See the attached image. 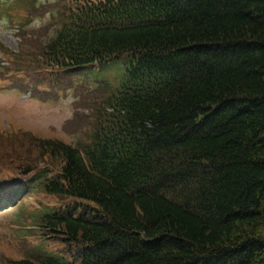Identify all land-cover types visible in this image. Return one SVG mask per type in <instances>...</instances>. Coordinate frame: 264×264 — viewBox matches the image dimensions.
I'll use <instances>...</instances> for the list:
<instances>
[{"label": "trees", "instance_id": "16d2710c", "mask_svg": "<svg viewBox=\"0 0 264 264\" xmlns=\"http://www.w3.org/2000/svg\"><path fill=\"white\" fill-rule=\"evenodd\" d=\"M65 1L38 69L125 70L64 124L76 144L0 145L44 168L39 241L1 264H264V0Z\"/></svg>", "mask_w": 264, "mask_h": 264}, {"label": "rangeland", "instance_id": "374dc122", "mask_svg": "<svg viewBox=\"0 0 264 264\" xmlns=\"http://www.w3.org/2000/svg\"><path fill=\"white\" fill-rule=\"evenodd\" d=\"M4 1L5 5L16 3L12 0ZM68 1L64 2V6ZM35 2L38 6L45 4L46 9H37L36 13L31 14L30 19L27 11V17L20 24L22 30L19 27L16 29L17 22L12 21L22 15L12 16L6 10L0 14V48L16 54L14 59L18 65L16 66L15 63L10 65L9 60L0 62V80L5 81L0 86V145H9L11 143L9 139L17 142L16 139H21L25 133L43 139L76 144L80 141L81 134L65 133L64 124L77 111L84 114V117L89 115L90 110L82 105V97L98 89L99 83L110 82V85L115 86L116 80L123 75L125 69L120 61H115L108 65H100L98 69L86 70L82 74L68 76L71 73L68 75L55 73L51 76L53 83H50L46 74L38 69L34 57L28 52L39 46L41 39L46 37L49 39L53 36L51 34L54 30L52 20L55 14L57 15V8L62 0H35ZM18 3H20L19 0ZM24 40L28 42L22 47ZM29 41H36V45L30 44ZM3 67L8 69H3ZM16 67L20 71H17ZM7 71L9 72L5 74L4 72ZM19 72L22 73L21 78L16 76ZM61 78L69 79V84L58 86L56 82ZM99 79L102 80L99 81ZM25 82L31 84L32 87L29 88ZM35 86H40L39 92H36ZM46 86L51 87L48 93L43 91ZM3 161L4 163L0 164L1 181L20 180L21 176L30 180L33 173L42 168L37 165L39 163L27 162L20 156L8 157ZM26 170L30 172L24 175L23 172ZM30 183L37 188L38 180H30ZM5 192L9 191L5 190ZM35 201L40 208L35 197L26 203L30 208L37 210ZM53 201L62 200L53 199ZM34 225L36 224L30 213L21 212L15 204L10 207L0 204V264L6 258L24 256L25 237L30 240L31 245L38 243L39 239L36 237L37 231L34 230Z\"/></svg>", "mask_w": 264, "mask_h": 264}]
</instances>
